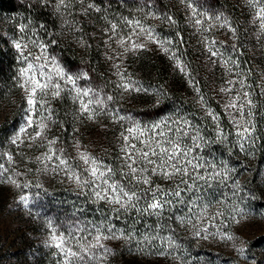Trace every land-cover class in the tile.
<instances>
[{
    "label": "snow or ice",
    "instance_id": "obj_1",
    "mask_svg": "<svg viewBox=\"0 0 264 264\" xmlns=\"http://www.w3.org/2000/svg\"><path fill=\"white\" fill-rule=\"evenodd\" d=\"M103 2L28 0L22 6L26 11L31 7L51 8L61 27L78 34L75 43L85 49L92 44L85 39L82 25L66 17L91 18L92 13L100 14L97 19L103 21V27L98 36L92 33L89 39L98 38L105 49L104 59L115 78L111 91L93 85L90 69L70 68L62 62L51 50L59 46V34L50 32L45 23L25 17L14 21L11 38L0 35V42L15 54L16 71L11 79L13 87L21 92L23 113V123L9 138V150L4 151L0 145V183L19 190L16 205L30 209L25 189H41L43 185L25 183L23 177L33 171L50 173L63 176L86 201L101 206L98 219L77 217L70 222H57L44 218L42 226L47 238L43 246L55 257L53 264H109L114 252L105 242L112 240H124L140 252L147 251L178 264H192L191 253L187 257L176 255L180 245L173 224L184 228L193 240L206 241L219 235L231 242L237 260L245 257L246 242L227 229L249 222L252 213L236 201L255 197L233 178L234 169L226 162H214L204 154L211 145L232 144L230 138H234V147L246 156L251 155L261 139L254 122L258 113L253 96H264V83L249 82L251 69L245 72L233 56L236 46L228 49L214 35L215 31L224 30L236 39L237 28L225 14L205 11L198 0H178L187 25L198 36L204 66L209 71L220 69L222 86L217 89V111L185 58L187 42L176 17L170 11L157 10L160 0L138 3L135 16L107 15ZM77 4L81 6L79 10ZM242 6L249 10L257 40L264 42V0H243ZM150 20L175 31H157L148 23ZM152 45L194 93L196 113L186 114L178 106L172 115L145 124L117 107L126 98L135 101L136 96H152V103L158 105L160 97L167 95L159 86L153 89L152 85L142 83L125 63L129 54L152 51ZM256 88L260 89L258 93ZM57 100H70L73 117L81 124H95L103 117L107 120L106 129L108 125L115 126L119 148L111 162L94 155L78 139L71 145L75 155L63 146L58 147L62 144L60 137L49 135L58 123L52 107ZM34 148L41 150L35 157V169L26 166L29 161L23 155ZM20 164L25 167L22 169ZM229 180L232 190L225 200L203 201L200 193L204 186L227 185ZM142 218L155 220L145 223V230L140 231L137 225ZM118 222L124 227H119ZM221 228L225 231L221 232Z\"/></svg>",
    "mask_w": 264,
    "mask_h": 264
},
{
    "label": "rangeland",
    "instance_id": "obj_2",
    "mask_svg": "<svg viewBox=\"0 0 264 264\" xmlns=\"http://www.w3.org/2000/svg\"><path fill=\"white\" fill-rule=\"evenodd\" d=\"M108 8L114 9L107 15L122 14L135 16L138 3L143 0H106ZM200 6L208 12L223 13L237 28V37L233 39L230 34L224 30L215 31V38L231 49L236 46L233 56L238 59L245 72L251 69L249 82H255L256 85L264 83L261 77H264V42L257 40V32L253 28L250 19L249 10L242 6L243 0H198ZM114 5V7L112 6ZM78 10L81 7L77 4ZM158 11H170L177 19L179 29L186 38V60L190 62L197 79L201 81V88L207 94L209 103L217 111L219 98L217 89L222 86L220 69L209 71L204 66L203 56L201 55V46L198 44V36L193 33L184 19V10L178 4V0H160ZM55 15V14H54ZM91 24L82 25L81 19L75 20L73 16H67L68 20H75L81 24L85 39L92 44L93 53L84 54L78 44L75 43V34L61 27V21L57 19V39L59 46L55 47L54 53L62 62L70 68L91 70L93 85L111 91V81L115 79L110 75L109 63L105 61V49L101 41L89 39L92 33L99 35L103 21L97 19ZM95 17V15L93 16ZM148 23L157 28V31L168 34L175 29H167L160 25L158 21L150 20ZM11 38V36H10ZM264 40V38H262ZM69 44L73 46V55L63 54L59 50L61 46ZM152 51L139 53L137 56L129 54L125 63L130 73L138 78L142 83L152 85L153 89L157 86L162 88L167 95L160 97V104L152 103V96H136L135 101L125 99L117 107L137 120L150 124L154 121L164 119L179 106L186 114L196 113L197 106L194 103V93L186 85L184 80L177 76L171 69L170 62L155 46H151ZM8 51L9 59L3 60L5 66H0V145L4 151L11 147L9 138L23 123L21 112V92L13 87L11 77L16 71L14 53ZM96 55L97 60L91 62L90 56ZM71 57V58H67ZM98 62V63H97ZM259 88L255 89L258 93ZM253 99L256 103L255 111L258 113L254 117V122L259 123L263 128L264 134V96L254 94ZM52 107L56 113L58 123L52 126L50 136H59L62 144L58 145L67 148L71 155H75L71 145L75 139H78L82 145L94 155L101 157L106 162H111L119 144L116 140L115 126L105 125L107 120L103 117L93 124H81L73 117V107L70 100L53 101ZM222 107V105H221ZM198 118V117H197ZM227 126V122H223ZM79 129V131H75ZM233 143H217L211 145L204 152L214 162H226L234 169L232 176L239 180L248 194L253 195L254 199H245L240 203V207L252 216L248 223H242L240 226H233L227 231H235L247 244L245 257L239 260L233 255L232 244L223 240L219 235L216 238L208 240H193L184 228H175V238L180 245V250L176 255L188 256L192 254V264H264V141L259 140L257 147L252 150L251 155H245L234 147ZM40 149H32L23 155L29 161L26 165L35 169L37 167L35 157L40 154ZM20 163V157H17ZM23 169L24 164H20ZM25 183H40L43 188L38 189L30 187L25 189L30 197V209L18 207L15 201L19 190L7 183H0V264H53L54 256L50 255L51 250L43 246L46 237L43 228L44 218L51 217L57 222L72 221L77 217L81 219H98L100 212L99 205H94L86 201L84 195L79 194L75 186L64 181L63 176H54L52 174H42L39 171H33L23 177ZM232 190L231 180L227 185L212 183L211 187L204 186L201 196L204 202H215L225 200ZM37 213L39 215H37ZM155 218H142L137 227L144 231L145 223H154ZM119 227H124L123 223L118 222ZM215 231V229H212ZM225 228H221V232ZM168 235V233H163ZM113 250L114 255L110 256L109 264H178L177 261H170L149 254V252H140L124 240H112L105 242ZM240 241L237 240V244ZM132 248L129 251V248ZM199 257V259H196Z\"/></svg>",
    "mask_w": 264,
    "mask_h": 264
},
{
    "label": "trees",
    "instance_id": "obj_3",
    "mask_svg": "<svg viewBox=\"0 0 264 264\" xmlns=\"http://www.w3.org/2000/svg\"><path fill=\"white\" fill-rule=\"evenodd\" d=\"M87 3L88 0H85ZM28 3V0H0V35L6 36L10 38V36L13 35V29L15 27L14 21L16 20H23L25 17H28L29 19H32L36 23H45L49 29L50 32L57 33V16L53 14V10L51 8H44L41 9L39 7H31L27 11L22 6L23 4ZM111 3L110 1L104 0L102 7L108 9L107 13H112L114 9H109L108 4ZM114 7V5L112 4ZM76 9L78 10V6H76ZM95 15V17H93ZM96 13L91 14V18H84L79 15L73 16L75 20L82 21V25L84 24H91L94 21H96ZM59 50L63 51V54L67 55L70 53L73 55V46L66 44L61 47H59ZM10 48L6 47L2 42H0V66H5L6 63L3 62L5 59H9L8 51ZM11 51V50H10ZM84 54L87 53H93L94 51L92 48H87L86 50H82ZM71 58V57H67ZM91 62L94 63L96 58V55L90 56ZM98 63V62H97ZM257 125V134L261 137V141H264V134H263V128L261 127L260 123L259 126Z\"/></svg>",
    "mask_w": 264,
    "mask_h": 264
}]
</instances>
